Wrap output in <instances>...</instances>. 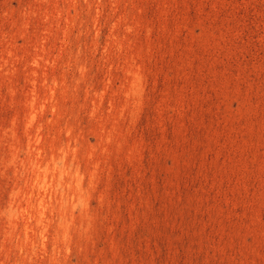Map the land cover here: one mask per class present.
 <instances>
[{
    "label": "rangeland",
    "instance_id": "rangeland-1",
    "mask_svg": "<svg viewBox=\"0 0 264 264\" xmlns=\"http://www.w3.org/2000/svg\"><path fill=\"white\" fill-rule=\"evenodd\" d=\"M0 264H264V0H0Z\"/></svg>",
    "mask_w": 264,
    "mask_h": 264
}]
</instances>
